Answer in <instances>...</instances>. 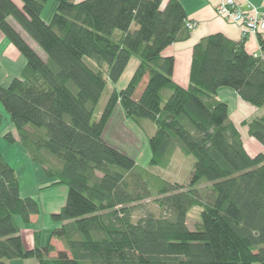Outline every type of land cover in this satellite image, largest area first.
<instances>
[{"label":"trees","instance_id":"1","mask_svg":"<svg viewBox=\"0 0 264 264\" xmlns=\"http://www.w3.org/2000/svg\"><path fill=\"white\" fill-rule=\"evenodd\" d=\"M20 1L22 9L0 0V31L27 61L21 78L0 86V104L19 145L55 162L51 169L32 158L55 185L68 187V196L52 216L59 226L48 245L36 233L28 249L16 218L28 225L40 207L21 196L16 171L0 153V264H264V153L249 155L228 104L218 99L221 89H231L264 108V59L248 54L244 42L212 35L194 47L185 89L173 81L175 59L163 57L189 38L179 1L163 7V0H53L50 22L42 18L50 0ZM132 58L139 65L128 86L113 91L95 121L106 89L119 83ZM118 107L137 124L156 127L150 167L168 168L178 151L194 159L189 185L151 176L105 141ZM247 126L264 147V115ZM4 138L16 144L11 133ZM204 183L206 193L198 188ZM150 199L160 215L147 212L135 222ZM196 207L201 223L191 231L188 215Z\"/></svg>","mask_w":264,"mask_h":264},{"label":"rangeland","instance_id":"2","mask_svg":"<svg viewBox=\"0 0 264 264\" xmlns=\"http://www.w3.org/2000/svg\"><path fill=\"white\" fill-rule=\"evenodd\" d=\"M56 9L57 2L50 0L45 6L42 15L43 20L50 22ZM40 53L44 55L41 50ZM138 63L139 61L136 58H132L128 69L119 83L117 85L110 84L108 86L96 110L95 121H98L101 118L113 91L126 89L137 69ZM170 95V91L164 92V102L168 100ZM262 109L263 108H260L259 110ZM0 113L3 116V123L0 126V152L2 154L4 153L3 155H5L8 164L16 171L20 182V188H22L21 196L23 198L31 197L35 199L40 207L39 215L34 216L30 224L25 225L21 218L17 217V225L24 230V236L26 239H28L27 237L29 236L33 239L34 235L38 233L41 236L42 245L47 246L53 230L59 226L54 223L52 216L60 213L65 207L68 196V187L62 184L55 185L54 183L56 181L48 178L44 168L32 160L38 158V161H42L40 163H46L48 166L46 167L51 169L57 167L55 162H50L51 167L49 160L45 161L43 156L33 154V152L31 153L27 147L24 146L23 148L19 145V136L13 127L9 114L2 104H0ZM256 118L258 117L246 119L241 124V127H245L249 130L247 122ZM155 131L156 127L151 122L141 121L140 124H137L135 121L128 119L122 109L118 107L106 129L104 137L109 145L132 158L139 169L147 171L151 176L159 177L170 183H177L184 186L189 185L194 165V159L192 157H187L178 151L168 168L150 167L149 164L152 158V153L149 139L154 135ZM8 133L13 135L16 144H10L4 138ZM209 187L210 185L204 183L198 188L199 191L204 193L209 190ZM142 206L143 210L137 212L134 216L135 222L144 217L147 212H151L156 216L160 215V210L157 205L154 204L153 199L145 201ZM201 213L202 209L199 207L192 209L189 213L188 225L191 231H194L197 224L201 223ZM53 244L58 248H62L61 243L58 241H53ZM17 261V264H33L29 262H35L29 260Z\"/></svg>","mask_w":264,"mask_h":264},{"label":"crops","instance_id":"3","mask_svg":"<svg viewBox=\"0 0 264 264\" xmlns=\"http://www.w3.org/2000/svg\"><path fill=\"white\" fill-rule=\"evenodd\" d=\"M12 1L22 9V3L20 0ZM71 1L74 4H79L85 0ZM170 1L171 0H163V7H165ZM176 1H179L182 4L188 21L196 24V28L190 31L189 38L186 41L177 42L163 52V57H173L175 59L173 81L180 87L186 89L190 85V73L194 47L202 40L212 35L222 34L232 42H244L245 50L248 54L264 59V49L262 48L259 37L254 36L245 39L242 35L241 29L237 25L218 15V7L224 2V0ZM235 2L242 8H245V5L249 3L258 9L264 10V0H235ZM10 23L14 29L23 36L26 42L34 50L38 51L37 45L21 30V28L13 21H10ZM26 66V59L0 31V86L6 88L14 79L21 78ZM218 99L228 104L230 120L238 128L244 147L249 155L254 158L264 153V147L250 137L249 130L245 127H241V124L246 119L263 116L264 108L259 110L258 108L244 102L238 94L231 89H221L218 92ZM3 156L5 157V155ZM21 233L25 238L24 230H21ZM27 238L28 239L25 238L27 248L32 249L34 247V237L33 239H31V236ZM17 263L18 261L9 262L8 264ZM29 263L38 264L36 261Z\"/></svg>","mask_w":264,"mask_h":264},{"label":"built area","instance_id":"4","mask_svg":"<svg viewBox=\"0 0 264 264\" xmlns=\"http://www.w3.org/2000/svg\"><path fill=\"white\" fill-rule=\"evenodd\" d=\"M217 12L219 16L237 25L245 39L256 36L264 41V10L249 3L242 8L235 0H224ZM187 28L192 31L196 28V24L188 22Z\"/></svg>","mask_w":264,"mask_h":264}]
</instances>
